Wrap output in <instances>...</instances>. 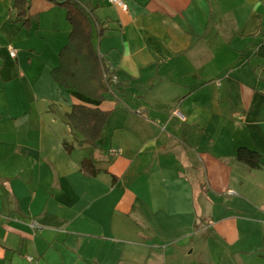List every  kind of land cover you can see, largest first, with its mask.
I'll return each mask as SVG.
<instances>
[{
    "label": "crops",
    "instance_id": "obj_1",
    "mask_svg": "<svg viewBox=\"0 0 264 264\" xmlns=\"http://www.w3.org/2000/svg\"><path fill=\"white\" fill-rule=\"evenodd\" d=\"M26 1L23 25L0 0V264H264V0H75L116 78L95 176L49 75L64 0Z\"/></svg>",
    "mask_w": 264,
    "mask_h": 264
},
{
    "label": "trees",
    "instance_id": "obj_2",
    "mask_svg": "<svg viewBox=\"0 0 264 264\" xmlns=\"http://www.w3.org/2000/svg\"><path fill=\"white\" fill-rule=\"evenodd\" d=\"M57 5L64 9L71 31L67 44L58 53L59 64L50 70L49 75L58 88L79 102L64 114V122L78 145L86 144L92 149L80 168L86 175L95 176L96 159L93 152L98 149V142L110 116V112L100 111L98 106L112 86L113 72L94 49L93 40L103 32L93 16L94 4L82 5L75 0H64ZM29 8L26 0H13L8 10V20L26 25ZM63 146L67 152L70 151L67 144ZM234 158L252 170L262 166L261 156L246 148L237 149Z\"/></svg>",
    "mask_w": 264,
    "mask_h": 264
},
{
    "label": "built area",
    "instance_id": "obj_3",
    "mask_svg": "<svg viewBox=\"0 0 264 264\" xmlns=\"http://www.w3.org/2000/svg\"><path fill=\"white\" fill-rule=\"evenodd\" d=\"M96 1H106L107 3L115 6L116 8H118L119 10H121L123 12L128 11V5L124 0H96ZM6 50H7L10 58H12V59L16 58L17 51L13 46H11V45L6 46ZM111 84L112 85L116 84V78L113 76L111 77ZM109 152L111 155L118 153V151L114 150V149H111ZM228 194L231 195V194H234V192L228 191ZM29 227L33 231H36L39 229V225L36 222H29ZM25 259L29 264H38V258L36 256L26 255Z\"/></svg>",
    "mask_w": 264,
    "mask_h": 264
},
{
    "label": "rangeland",
    "instance_id": "obj_4",
    "mask_svg": "<svg viewBox=\"0 0 264 264\" xmlns=\"http://www.w3.org/2000/svg\"><path fill=\"white\" fill-rule=\"evenodd\" d=\"M94 49L98 52V44H97V39L94 41ZM99 53H102V48L99 50Z\"/></svg>",
    "mask_w": 264,
    "mask_h": 264
}]
</instances>
